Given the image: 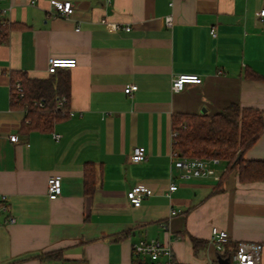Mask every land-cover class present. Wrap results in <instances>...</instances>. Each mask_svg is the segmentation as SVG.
Segmentation results:
<instances>
[{
  "label": "crops",
  "instance_id": "0c3cea01",
  "mask_svg": "<svg viewBox=\"0 0 264 264\" xmlns=\"http://www.w3.org/2000/svg\"><path fill=\"white\" fill-rule=\"evenodd\" d=\"M59 1L72 3L69 16L48 0H0V26H9L0 41V264H151L133 252L141 240L167 245L171 264H220L212 227L228 233L227 256L259 243L264 264V180L230 171L219 181L221 161L214 176L181 180L170 158L176 115L234 103L264 112V0ZM51 57L76 59L56 75L68 80L73 115L25 129L11 75L46 78ZM179 74L202 81L174 92ZM134 146L145 148L143 161L131 160ZM243 158L264 161V132ZM51 175L61 177L55 199ZM135 185L152 191L138 207L126 198Z\"/></svg>",
  "mask_w": 264,
  "mask_h": 264
},
{
  "label": "trees",
  "instance_id": "16d2710c",
  "mask_svg": "<svg viewBox=\"0 0 264 264\" xmlns=\"http://www.w3.org/2000/svg\"><path fill=\"white\" fill-rule=\"evenodd\" d=\"M8 30L9 26H0V41L6 40ZM58 72L40 79H30L23 72L12 73V105L25 112L23 128L47 130L62 117L54 104L57 97L68 95L69 83L65 78H57ZM17 84L22 89V96L17 91ZM34 102H42L43 107ZM172 125L176 131L173 147L177 154L180 157L218 158L225 167L219 181L230 171H235L242 181L264 180V161L243 158L264 132V112L234 103L215 114L176 115ZM88 174L89 171L85 176V192H91L94 185H90Z\"/></svg>",
  "mask_w": 264,
  "mask_h": 264
},
{
  "label": "built area",
  "instance_id": "2783aa9c",
  "mask_svg": "<svg viewBox=\"0 0 264 264\" xmlns=\"http://www.w3.org/2000/svg\"><path fill=\"white\" fill-rule=\"evenodd\" d=\"M34 1V0H32ZM51 4L54 12L58 16H69L73 12V5L70 1L48 0ZM172 5V2H169ZM258 16L264 17V9H261ZM167 26L172 25V16L169 15L165 18ZM128 30V28H126ZM76 66V59H65L59 57H51L48 59L46 71L49 74L55 73L62 68H73ZM201 78L195 74H179L171 80V90L178 92L184 89L186 84H199ZM19 95L22 96V89L19 84L16 86ZM137 88L136 85L130 84L124 88L125 93H130ZM34 105L43 107L42 102H34ZM67 98L59 96L56 98L55 109H57L61 115L71 116L72 111L66 108ZM54 137L58 138V134H54ZM176 131L172 130V147L175 141ZM11 141L16 140V135H10ZM131 160L134 162L143 161L146 158V150L143 146H134L131 152ZM170 158L174 168L179 170L178 177L181 180H190L193 178H205L216 175V171L213 168L214 165L219 163V159L215 157H180L177 152L172 148ZM177 184L175 181H171L168 187V192L175 191ZM152 191L149 187L135 185L126 192V198L131 206L138 207L141 205L145 196L151 195ZM61 194V177L59 175H51L47 179V195L49 199H55ZM4 200L5 197L1 196ZM5 208V207H4ZM175 210L171 211V215L176 214ZM14 219H10L13 222ZM211 242L213 243L216 251L220 257L228 259V264H260L261 249L262 246L259 243L254 242H240L235 247V250L230 256L226 254V243L228 242V233L217 227L211 228ZM133 252L135 255H146L149 257L151 264H171L170 260L172 252L167 245L160 243L157 240L144 241L141 240L133 244ZM165 256L167 261L158 262L159 258Z\"/></svg>",
  "mask_w": 264,
  "mask_h": 264
},
{
  "label": "water",
  "instance_id": "95a60500",
  "mask_svg": "<svg viewBox=\"0 0 264 264\" xmlns=\"http://www.w3.org/2000/svg\"><path fill=\"white\" fill-rule=\"evenodd\" d=\"M219 263L220 264H228V261H227V259H220L219 258Z\"/></svg>",
  "mask_w": 264,
  "mask_h": 264
}]
</instances>
